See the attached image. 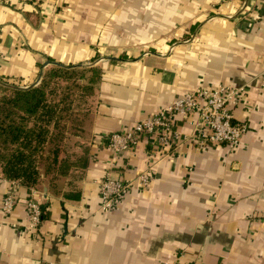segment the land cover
<instances>
[{"label": "crops", "instance_id": "crops-1", "mask_svg": "<svg viewBox=\"0 0 264 264\" xmlns=\"http://www.w3.org/2000/svg\"><path fill=\"white\" fill-rule=\"evenodd\" d=\"M92 61L103 78L86 167L31 189L0 174V264H264V0H0V77L33 87L43 67ZM219 86L242 90L232 110L248 130L235 149L201 139L109 149L112 133ZM198 121L176 128L190 137ZM116 175L128 188L103 211L100 184ZM26 199L49 204L36 229Z\"/></svg>", "mask_w": 264, "mask_h": 264}, {"label": "trees", "instance_id": "trees-1", "mask_svg": "<svg viewBox=\"0 0 264 264\" xmlns=\"http://www.w3.org/2000/svg\"><path fill=\"white\" fill-rule=\"evenodd\" d=\"M99 70L94 66L66 68L52 65L49 71L44 72L41 85L38 87L19 90L0 85L7 92L0 100V167L4 178L18 181L31 189L46 183L56 185L58 179L73 178L74 171H84L88 161L85 134L93 113L84 117V124L77 125L78 130L73 132L71 149L65 151L63 148H56L43 159L47 163L44 171L40 167L38 153L46 142L54 140L50 125L58 113L57 109L63 111L60 101L65 97V93H62L60 101L54 99L49 101L46 80L48 77L50 79L57 77L59 80L71 78L79 72L84 76L87 72L96 73ZM94 82V80L91 82L93 86ZM67 89H70L69 85L61 87L62 91ZM51 92L55 96L58 93L57 89H52ZM30 120L34 121L32 126H29ZM48 206V203L41 205L42 221L50 216Z\"/></svg>", "mask_w": 264, "mask_h": 264}, {"label": "built area", "instance_id": "built-area-1", "mask_svg": "<svg viewBox=\"0 0 264 264\" xmlns=\"http://www.w3.org/2000/svg\"><path fill=\"white\" fill-rule=\"evenodd\" d=\"M241 93L242 90H230L224 86L189 91L150 117L135 123L131 130L112 133L107 145L118 156L133 152L142 142L150 143L151 146L158 143L161 146L176 147L189 139L225 144L233 150L248 130V124L238 122L232 110L233 106L240 103ZM195 114L199 116V121L188 137L176 128V122L178 119L188 122ZM137 179L142 187H148L153 180V172L145 171ZM128 184L121 176L118 180L109 176L101 182L99 194L103 211H110L118 204ZM24 203L29 214V228H38L42 223L41 204L36 199H26ZM16 205V193H9L3 198L1 209L10 214Z\"/></svg>", "mask_w": 264, "mask_h": 264}, {"label": "rangeland", "instance_id": "rangeland-1", "mask_svg": "<svg viewBox=\"0 0 264 264\" xmlns=\"http://www.w3.org/2000/svg\"><path fill=\"white\" fill-rule=\"evenodd\" d=\"M209 17L214 18L216 17V15L210 14ZM193 35H194L193 37L194 40L196 35L195 34ZM182 40L183 39H181L180 41ZM98 58L99 57L97 56L96 59ZM95 63L96 61H92L90 64L84 66L98 67L100 70L98 72L95 71L96 73L87 72L83 76L82 73L79 72L77 75L71 78L67 77L65 79L59 80V78L57 77L52 79L48 77L46 80L47 98L49 101H53V99L54 101H60L61 96H63L62 93H65V97L60 101L62 102L63 111L57 109L58 113H56L55 119L53 120V123L50 125L51 134L54 135L53 136L54 140L53 141L51 140L48 143L46 142L44 148L40 151V153H38L39 154L38 160L40 161V167L42 171H44L45 166L47 165V163L45 162L46 160L43 159H46L50 154H52V151L55 150L56 148L59 149L63 148L65 151H68L67 149H71V146L73 144L72 136H73V132L78 130V129L76 130L77 125L84 124V120H85L84 117H86L87 115H91L92 113L95 112L96 106L98 105L97 102L98 86L100 82H102V78H103V72H101L103 69L101 65L95 66L93 65ZM51 66L46 68L45 71H49ZM42 77L38 78V81L31 88L38 87L39 85H41ZM93 80L95 81L94 86L91 83ZM0 85L10 89L21 88V83L18 79L4 77V76L0 77ZM64 85H69L70 89H67V91L66 90L62 91L61 87H64ZM1 86H0V100L3 95L7 94V92ZM52 89L54 90L57 89L58 93L56 94V96L54 94H51ZM19 90H24V89H19ZM65 106H67L68 108ZM33 122H34L33 120H30L28 122L29 126H32ZM0 174H1V167H0Z\"/></svg>", "mask_w": 264, "mask_h": 264}, {"label": "water", "instance_id": "water-1", "mask_svg": "<svg viewBox=\"0 0 264 264\" xmlns=\"http://www.w3.org/2000/svg\"><path fill=\"white\" fill-rule=\"evenodd\" d=\"M50 64H53V62H51V61H47L45 64H44V67H46V66H48V65H50ZM61 66V65H60ZM44 67H43V69L41 70V72H40V78L42 77V75H43V70H44ZM29 88H31V86L30 87H27V88H19V89H29ZM118 176L116 175L115 177L113 176L112 177V179H114V180H118ZM45 198H47V190H45Z\"/></svg>", "mask_w": 264, "mask_h": 264}]
</instances>
